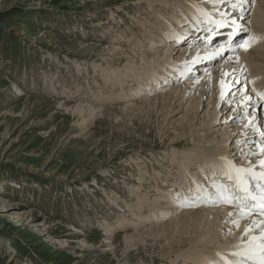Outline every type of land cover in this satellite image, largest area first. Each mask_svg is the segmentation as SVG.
<instances>
[{"label":"rangeland","instance_id":"1","mask_svg":"<svg viewBox=\"0 0 264 264\" xmlns=\"http://www.w3.org/2000/svg\"><path fill=\"white\" fill-rule=\"evenodd\" d=\"M149 10L144 0H0V203L15 207L0 210V264H162L153 261L166 245L160 237L128 244L124 235L136 231L138 218L127 212L131 221L122 226L116 220L129 208L126 202L136 203L138 190L152 199L175 174L169 144L171 136L182 137L174 129L183 113L172 116L173 128L163 134L164 110L156 113L158 104H152L170 86L134 95L128 89L142 88L141 77L129 85L122 77L111 86L99 70L126 65L109 63L105 50L135 47L126 43L132 23L149 20ZM120 34L127 41L118 42ZM170 43L153 48L161 56ZM63 86L83 95L96 90L99 108L91 115L89 98L82 100V114L74 113L77 94L63 97ZM107 90L121 96L105 100ZM135 206L133 214L144 210ZM155 216L136 224L150 227Z\"/></svg>","mask_w":264,"mask_h":264},{"label":"bare ground","instance_id":"2","mask_svg":"<svg viewBox=\"0 0 264 264\" xmlns=\"http://www.w3.org/2000/svg\"><path fill=\"white\" fill-rule=\"evenodd\" d=\"M154 1L144 0L150 6L148 13L151 18L149 20L137 19L132 23L134 35L129 37L126 43L132 41L136 44H132L135 47L125 48L123 46L105 50L109 63L126 65L114 71L103 67L99 69L100 75L104 78L105 85L110 84L111 86H114L122 77L128 79L127 85L134 82L135 77H141L142 88H139L141 87L139 83L138 88L136 85V88L128 89L130 94H140V96L149 95L150 90H157L153 92L157 93L160 92L158 90L160 87L170 86L165 87L167 92L158 94L154 100L151 98L147 102L153 100L152 105L158 104L159 109H156V113L164 110L161 126L163 134L169 131V128H173L172 121L169 123L172 116L183 113L180 119L175 121L177 127L174 129L179 131L182 137L171 136L170 162L173 164L172 172L175 174L165 178L167 183L162 184V188L165 187L164 190H159V193L152 199L146 192L138 190L135 193L136 203L132 205L131 202H126L129 208L121 212L123 215L117 213L116 222L123 226L125 222L131 221L132 217L127 212L138 218L132 222L136 231L124 235L125 242L128 244L134 242L133 244L136 245L137 242L147 241V238H152L153 241H156L158 237L162 239V245L166 244L165 248L158 253L160 259L153 260L154 262L165 264L164 261H166L168 264L169 260L172 264H207L208 260L217 258L218 251L227 254L234 250L233 246L241 241L244 229L252 225L254 218L257 221L264 219V216L253 212L240 219L237 228L231 221L239 219L240 214L233 205L207 201L197 202L191 207L183 204L185 195H192L189 192L190 187L195 191L197 185L201 186L204 192L200 195L204 196L206 192H214L215 185L227 183L226 178L215 167L222 163L220 157H227L236 166L247 168L255 165L256 171L264 170L259 165V162L264 160V151L261 150L264 143L261 142L259 135L260 131H264V102H261V98L256 95L257 92L264 93L262 82L264 81V0H254L250 11L233 8L231 0H224L223 3L215 5L208 3L207 0H160L158 5ZM143 5L145 3L141 5V8ZM244 7L247 8V5ZM198 8L207 9L209 12H215L218 9V14L214 16V19L221 22L223 26L220 23H208L207 21L198 23ZM237 11L239 12L238 18L235 17ZM241 16L245 19H240ZM233 20L236 21L235 24ZM144 22L149 23L150 26H146ZM237 25L247 27L253 36L261 37L247 51L241 48L239 53L231 50L230 45L234 48L235 44L246 38L248 33L238 31ZM212 34L216 37L210 41ZM222 34L225 36L219 37ZM141 39H144L145 43ZM125 40L124 34H120L118 42H125ZM164 42L165 44L171 42L168 45L169 50L159 56L158 48L153 47H158L162 43L164 45ZM217 42H221L219 48H217L218 45L215 46ZM141 45L145 46V49H142ZM146 47L149 50H146ZM137 48L142 51L139 52ZM217 52L221 54L214 55ZM120 54L125 56L122 57ZM138 56L141 57L139 62ZM237 57H239L238 61ZM113 72L115 76L109 77ZM225 72L229 75L224 76ZM233 77L237 78L240 83H232L229 91L227 82L232 81ZM222 79L226 81V86L223 88L220 83ZM82 85L78 86L77 91L83 89ZM72 90L73 88L63 86V97L77 92L73 93ZM241 90L245 91L247 96L252 97L251 104L255 108L254 113L253 107H238ZM123 92L126 93L125 90ZM222 92L225 93L223 97ZM94 93L96 90H93L92 94L76 93L78 106L74 113L82 114L81 110L84 106L82 100L92 98L93 101H90L92 104H87L92 115L99 108L94 101L98 102L101 99L93 95ZM112 94L115 95L114 98L121 96L107 90V95H104L103 99L111 98ZM158 96L160 98L157 99ZM188 102L189 104L185 106ZM126 107H129V104ZM205 107L208 110L204 116H200V112ZM229 111L230 113L226 114ZM245 112L248 115H244ZM189 113L194 115L189 116ZM224 113V118H220ZM253 115H255L254 123L257 131H253L249 126V120ZM236 120L241 122L237 126H231L230 123ZM188 123L190 127H187ZM169 124L171 125L167 128ZM184 146L188 149L182 150ZM227 151L232 152L230 153L232 155L234 152L239 156L236 158L240 161L232 160ZM168 168L170 166L158 171V175L154 172L155 176L157 175L160 179V173ZM172 172L167 170L166 173L172 174ZM135 205L144 210L133 214L137 210ZM12 208L15 207L11 204L1 205L0 203L1 211H9ZM230 212L234 213L231 217H229ZM153 213L156 214L154 219L157 220L150 227L139 229L136 223H144L146 219L152 217ZM18 217L22 216L19 214ZM109 230L113 233L116 227H110ZM113 235H108L107 239H111ZM81 242L83 245L88 243L86 240H81Z\"/></svg>","mask_w":264,"mask_h":264},{"label":"snow or ice","instance_id":"3","mask_svg":"<svg viewBox=\"0 0 264 264\" xmlns=\"http://www.w3.org/2000/svg\"><path fill=\"white\" fill-rule=\"evenodd\" d=\"M208 3L215 5L216 3H223L224 0H207ZM254 0H231V6L233 8H240L241 11H250L251 5ZM247 5V8L244 6ZM195 6V5H194ZM199 15L197 17L198 23H222L216 21L214 16L218 14V9L215 12H209L207 9H199ZM224 15H228L224 13ZM240 19H245L241 16ZM236 23L235 20L232 21ZM237 30L248 33L247 37L235 44L234 48L230 45L231 50H238L244 48L248 50L254 43L258 42L261 37L253 36L250 29L242 25H237ZM179 38V37H178ZM223 51V50H221ZM221 52H217L214 55H220ZM239 57H237V61ZM229 73L225 72L224 76H228ZM222 88L226 86V81H220ZM232 83H240V81L233 77V80L227 82L229 91L231 90ZM225 93L222 92L223 97ZM235 95V93H233ZM257 96L261 98V102H264V93L257 92ZM252 97L247 96L245 91L241 90V100L238 107H253L251 104ZM255 108L253 107V113ZM244 115H248L247 112ZM255 115L249 120V126L253 131H257V126L254 123ZM260 138L264 139V131H260ZM264 151V147L261 148ZM222 162L217 167L220 173L226 178L227 183H221L215 185L214 192H206L204 196L200 193L204 192V189L197 185L195 191L190 187L189 192L192 195H185L183 198L184 206H195L197 202H220L230 204L234 206V209L240 214V218L232 220L231 223L234 227H239L240 219L251 215L253 212H257L260 216H264V170L256 171V166L243 167L236 166L233 161H230L227 157H220ZM259 165L264 169V160L259 162ZM234 213L230 212L229 217ZM234 250L225 254L222 252L216 253V259L208 260L207 264H264V219L257 221L253 219L252 225L246 227L242 234L241 241L233 246Z\"/></svg>","mask_w":264,"mask_h":264}]
</instances>
